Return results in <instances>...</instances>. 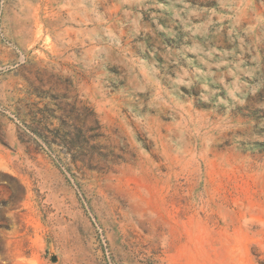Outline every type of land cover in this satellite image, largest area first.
I'll return each instance as SVG.
<instances>
[{
    "label": "rangeland",
    "instance_id": "rangeland-1",
    "mask_svg": "<svg viewBox=\"0 0 264 264\" xmlns=\"http://www.w3.org/2000/svg\"><path fill=\"white\" fill-rule=\"evenodd\" d=\"M0 264H264V0H0Z\"/></svg>",
    "mask_w": 264,
    "mask_h": 264
}]
</instances>
